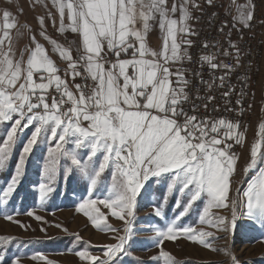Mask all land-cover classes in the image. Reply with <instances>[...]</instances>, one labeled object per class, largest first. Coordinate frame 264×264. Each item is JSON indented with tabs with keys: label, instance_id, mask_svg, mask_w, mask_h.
I'll return each instance as SVG.
<instances>
[{
	"label": "snow or ice",
	"instance_id": "obj_1",
	"mask_svg": "<svg viewBox=\"0 0 264 264\" xmlns=\"http://www.w3.org/2000/svg\"><path fill=\"white\" fill-rule=\"evenodd\" d=\"M37 3L39 0H34L33 10ZM51 3L59 15L60 31H71L78 36L76 57L71 48L47 35L45 16L37 17L35 31L67 62V75L73 80L83 77L92 83L90 86L76 84L75 91L71 90L35 34L29 37V46H25L17 59L12 33L15 30L22 36L23 26L18 27V20L10 11H3L0 16V124L5 125V136L0 138V169L5 167L20 133L31 129V134L24 143L15 174L6 188L0 189V204L9 203L26 156L44 138L55 142L48 149L53 161L59 153L70 160L67 175L78 171L86 181L90 198L80 203L77 211L83 212L101 231L118 233L120 230L111 228L106 214L97 205H103L112 217L125 224L126 235H116L113 237L116 243L104 245L102 257L92 255L87 248L76 251L75 255L85 264H116L115 258L125 251L131 233L128 225L132 223L137 199L153 179L165 185L162 200L166 201L169 196L175 198L177 193L186 198L183 210L164 230L157 232L159 256L164 264H175V261L163 250V242L180 236L216 251L206 239L215 238L214 233L178 223L197 201L207 199L200 222L217 230L235 228L237 213L241 210L253 227L259 224L264 228V151L261 150L264 120L259 123L250 146V161L245 167L250 178L243 192L244 199L239 196L233 199L229 192L240 157L232 148L233 143L242 147L248 144L247 129L242 130L239 121L199 119L188 115L182 107L188 100L185 91L188 81L183 72H173L171 65L184 59L186 49L182 46L191 45L184 37L194 34L188 21L192 18L189 9L199 7L195 0H183L179 5H169V0H51ZM178 11L179 19L175 18ZM48 16H52L50 11ZM253 19L252 11L242 13L244 26H250ZM52 22L55 25L54 18ZM154 25L164 34L159 51L152 50L146 39ZM229 47L235 49L234 57L227 50L203 57L211 70H224L225 75L219 78L221 87L241 67V50L234 44ZM219 55L234 62H217ZM234 91L230 89L224 96L229 97ZM236 103L241 101L238 99ZM69 144L73 147H65ZM80 149L88 150L87 163L79 157ZM109 169L112 184L105 198L92 199L91 193ZM47 171L48 179L52 180L55 169L50 166ZM51 191V186L41 184V200ZM229 206L231 221L227 217L209 218L213 207ZM4 218L13 221L11 215ZM225 254L231 264H238L230 252ZM31 258L46 260L39 254ZM13 264H20V259L14 258Z\"/></svg>",
	"mask_w": 264,
	"mask_h": 264
},
{
	"label": "rangeland",
	"instance_id": "obj_2",
	"mask_svg": "<svg viewBox=\"0 0 264 264\" xmlns=\"http://www.w3.org/2000/svg\"><path fill=\"white\" fill-rule=\"evenodd\" d=\"M233 6L239 23L244 25L242 13L250 11V4L243 6L236 1ZM261 13L263 29L264 0ZM51 35L59 37L54 30H51ZM58 68L62 76V68L66 69L67 64L61 63ZM263 71L264 68L259 74L257 85ZM65 78L69 87L76 84L69 82V75L65 74ZM254 102L256 104V109L254 105L255 121L246 132L248 144L243 147L235 146V153L240 159L237 161L229 192V196L233 199L238 196L241 200L244 199L243 192L250 178V174L245 173V167L250 161V146L254 142V134L258 131L259 123L264 119V102L258 114L255 93ZM30 134L31 129H24L20 133L5 167L0 169V189L6 188L15 174L24 143ZM4 136L5 125L0 124V138ZM54 146L55 142L48 139L39 140L32 152L26 156L22 175L9 203L0 204V257H3V264H13L14 258H19L20 264H47V261H51L52 264H85L75 255L76 251L87 248L92 255L102 257L104 245L116 243L117 241L113 239L116 235H126L125 224L112 217L103 205H97V208L106 214L107 223L112 229L120 230L118 233L97 229L83 212L77 211L79 204L90 198L86 181L81 178L78 171L71 176L67 175L66 169L70 165V160L60 156L59 153L55 154L53 161L48 149ZM65 147L73 146L69 144ZM261 150L264 151V147ZM87 151V149L78 150L79 157L84 163H87ZM50 166L55 169V177L52 180L48 179L47 169ZM41 184L52 188L44 200H41ZM111 184L109 169L102 174L97 189L91 193V198H105ZM164 187L163 182L157 183L153 179L149 182L147 191H143L138 197L134 215L131 218L132 223L128 225L131 233L125 243V251L115 258L116 264H164L159 256L160 245L157 243V232L164 230L166 225L175 219L183 210V204L186 201V198L179 193L175 195V198L169 196L166 201L162 200L161 192L164 191ZM206 206L207 199L195 202L178 223L184 227L192 226L198 230L214 233L215 238L206 239L210 240L211 247L216 251L194 243L184 236L175 240H165L162 245L163 250L171 254L175 264H231L230 257L225 254L226 251L236 258L238 264H264V228H261L259 224L253 227L252 221L243 215L241 210L237 213L235 228L230 227L229 231L217 230L207 223L200 222ZM28 212L34 215L29 216ZM6 215H11L13 221H19V223L6 220L4 218ZM36 216L41 219L37 220ZM216 216L227 217L231 221V206L210 209L209 218L215 219ZM36 254L46 257V260H33L31 257Z\"/></svg>",
	"mask_w": 264,
	"mask_h": 264
},
{
	"label": "built area",
	"instance_id": "obj_3",
	"mask_svg": "<svg viewBox=\"0 0 264 264\" xmlns=\"http://www.w3.org/2000/svg\"><path fill=\"white\" fill-rule=\"evenodd\" d=\"M236 1L243 6H249L254 13L250 26L239 23L234 10ZM199 7H191V22L194 34L186 36L191 41L188 45V57L179 62L177 68L184 72L188 81L185 89L188 100L182 107L188 115H196L199 119L239 121L242 130L248 121V101L251 96L253 75L256 72V62L259 52L258 25L260 22L257 0H195ZM254 6V7H252ZM229 44H234L241 50L239 60L241 67L225 81V86H220V77L225 75L224 70L213 71L203 57L218 55L222 50H227L235 56V49ZM207 45V47H205ZM77 53L74 54V58ZM190 57V59H189ZM114 59V58H113ZM225 63H233V59L219 55ZM65 69L62 68V78H65ZM66 79V78H65ZM77 84L91 85L83 77H77ZM235 89L229 97L224 93ZM55 94V93H54ZM211 97V99H210ZM241 103L237 104L236 101ZM242 105V107H241ZM181 121L183 117L180 118ZM229 143H232L229 141ZM236 144L233 143L232 151L235 152Z\"/></svg>",
	"mask_w": 264,
	"mask_h": 264
},
{
	"label": "crops",
	"instance_id": "obj_4",
	"mask_svg": "<svg viewBox=\"0 0 264 264\" xmlns=\"http://www.w3.org/2000/svg\"><path fill=\"white\" fill-rule=\"evenodd\" d=\"M183 0H169V5L172 3L180 4ZM47 5L46 7L43 5ZM34 0H0V16H2V13L4 10H8L11 12L13 17H15L18 20V27L20 25L23 26V35L21 36L19 33H17L15 30H13V39H14V46L16 50V58L19 59L20 54L24 51L25 46H29V37L33 34H35L36 39L45 46L46 49L49 51L50 57L53 59V61L56 63L57 67L60 66L61 63L67 64L66 61H63L52 49V44L45 40L44 37L40 36L38 31H35L37 29V17L38 16H45L46 19V32L51 39L56 40L59 44L69 47L72 49L73 56L75 53L78 52L79 49V39L77 34L72 33L71 31H60V19L58 12L56 8L52 6L51 0H39V3L36 4L35 10H33ZM23 9V14H20V10ZM49 11L52 13V16L49 17L48 13ZM190 11V9H189ZM191 13V12H190ZM180 17V12L178 11L176 13L177 19ZM53 18L55 19V25H53ZM65 23H67V19L65 18ZM188 24L191 27V30L193 29V25L191 22V19L188 21ZM51 30H54L58 33L59 37H53L51 35ZM262 31L264 32V26ZM163 33L160 31L158 25H154L153 28L149 31L146 39L148 46L155 51H159L162 47L163 42ZM184 40H186V36L184 37ZM183 49H186V55L184 56V59H182L179 62H182L187 59L188 57V45L184 44ZM27 58V54L25 53V59ZM174 63L171 65V70L173 72H176L179 70L177 68V64ZM264 63V61H263ZM181 71V70H179ZM183 72V71H181ZM184 74V72H183ZM69 82L76 83L75 80L72 79V77L69 75ZM174 86L175 85V76L173 77ZM77 84V83H76ZM75 84V85H76ZM71 85V84H70ZM75 85L70 86L69 88L73 91H75ZM255 98L258 108V114H260L259 108L261 107V104L264 102V71L260 77V80L258 82L256 91H255ZM255 109L256 104L254 102ZM264 118V117H263ZM258 127V126H257ZM251 128V127H250ZM249 128V129H250ZM248 129V130H249ZM256 131V129H255Z\"/></svg>",
	"mask_w": 264,
	"mask_h": 264
},
{
	"label": "bare ground",
	"instance_id": "obj_5",
	"mask_svg": "<svg viewBox=\"0 0 264 264\" xmlns=\"http://www.w3.org/2000/svg\"><path fill=\"white\" fill-rule=\"evenodd\" d=\"M258 3V11H259V17L260 22L258 25V33H259V52H258V59L259 61L256 62V72L253 75V83L251 85V96L250 101H248V121L244 124V129H247L251 127L255 121V110H254V93L255 88L257 86V81L259 74L262 72L264 68V34L262 31V25H263V17H262V8H263V0H257ZM251 105V107H249ZM264 120V119H263Z\"/></svg>",
	"mask_w": 264,
	"mask_h": 264
}]
</instances>
